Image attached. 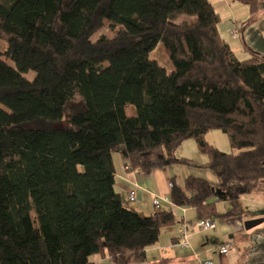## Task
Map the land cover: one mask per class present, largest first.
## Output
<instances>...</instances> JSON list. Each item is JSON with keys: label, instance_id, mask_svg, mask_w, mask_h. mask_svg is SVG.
<instances>
[{"label": "trees", "instance_id": "obj_1", "mask_svg": "<svg viewBox=\"0 0 264 264\" xmlns=\"http://www.w3.org/2000/svg\"><path fill=\"white\" fill-rule=\"evenodd\" d=\"M220 22L209 0H0V264L145 263L177 217L124 207L121 147L150 173L190 166L176 153L193 140L220 185L191 175L173 204L197 221L240 216L264 181V57L239 59ZM159 45L172 73L150 59ZM213 130L235 152L211 144Z\"/></svg>", "mask_w": 264, "mask_h": 264}, {"label": "crops", "instance_id": "obj_2", "mask_svg": "<svg viewBox=\"0 0 264 264\" xmlns=\"http://www.w3.org/2000/svg\"><path fill=\"white\" fill-rule=\"evenodd\" d=\"M209 1L221 17V22L219 24L221 35L223 36V33L229 34V38L233 41L242 39L245 46L241 48V53L246 56L241 59L249 58L251 55L249 56L247 51L250 47L246 45L248 38L244 36V31L241 26V21L250 15L249 7L248 13L244 9L231 6L232 2L236 0ZM228 4H230V8L233 9L234 13H231L230 18L227 19L230 20L228 25L224 26L223 21L225 18L222 13V8L225 7L224 5ZM234 27H237L239 30L238 36L230 33V29ZM229 38H225V40L231 45L237 57L240 58L237 50H239L241 46H233ZM250 51L253 52V49L251 48ZM253 55L264 57L260 51L253 52ZM176 156L178 158L191 159L193 163L190 166L174 165L163 167L159 162H155L150 173H141L127 167L128 159L124 147L119 148L113 153V162L116 171L115 188L121 195L124 207L142 216H150L158 212L153 204V198L158 196L162 198L161 210L172 209L177 217V222L175 224L162 229L159 242L155 246L147 249V260L143 264H204L207 260H211L213 264H236L238 257L243 255L241 253L246 251L244 245L250 243L251 246L252 243L250 238H247V240H244V238L242 239L246 231L244 223L255 219L252 217L245 219L242 212L238 218L231 220L217 221L213 219L217 224L215 230L193 233L189 237L188 246H182L180 244L181 236L179 230L181 226L187 224L190 229H194L198 221L195 209L191 207H177L173 204L171 199L172 187L170 183H177L184 189L186 179L192 175L208 181L217 189L220 185V180L213 172L202 167L205 158L198 153L194 141H187L181 149L177 151ZM134 186L138 187L137 199L131 200L129 198V193ZM217 198L219 199V197H216V199ZM243 200L248 201L249 198L245 197ZM224 203L229 204L228 201L223 200L218 203V206ZM227 244L231 245L229 253L227 255H221L218 250ZM238 246L242 249L244 248L242 252L238 253ZM250 248L251 247L247 250H250ZM93 262L95 264H113L109 259H103L100 256ZM242 262L243 264L246 262L245 257H243Z\"/></svg>", "mask_w": 264, "mask_h": 264}, {"label": "rangeland", "instance_id": "obj_3", "mask_svg": "<svg viewBox=\"0 0 264 264\" xmlns=\"http://www.w3.org/2000/svg\"><path fill=\"white\" fill-rule=\"evenodd\" d=\"M232 2V1H231ZM230 2V3H231ZM225 7L222 8V13L225 18L223 21L224 26L228 25L230 20H227L230 18L231 13H234L233 9L230 8V4L224 5ZM231 6H235L240 9L246 10L248 13V6L240 3V2H232ZM185 17H181L180 21H183ZM241 26L244 31V36H247L248 40L246 42V45H248L249 50L247 48V54L250 56H253V52L260 51L261 54L264 56V0H261L259 11L254 14L247 16L241 21ZM237 28V27H234ZM238 29V28H237ZM103 33H109L108 30L105 28L100 31V34ZM99 34V35H100ZM96 35L92 38V40H96V38L99 36ZM223 36L225 38H229V34L223 33ZM230 43H232L235 47H240L239 50H237L238 55L240 56L239 59L242 57H245L246 55H242L241 48L245 46L243 40H231L229 38ZM253 49V52L250 51V49ZM5 49V44L3 41L0 40V50ZM3 59L12 67H16L15 63L7 58L3 57ZM150 59L155 60L158 62V64L165 68L168 73H172L173 66L171 62L170 55L167 51V49L164 48L163 45H159L155 52L150 54ZM24 77H26L29 80H33L36 77L35 71H29L26 73H23ZM0 107L5 110L6 112H9L8 108L5 107L3 104L0 103ZM207 140L221 149L224 152H235L232 150L230 146L229 139L226 134L219 130H213L207 135ZM193 141V140H192ZM180 150V149H179ZM178 150V151H179ZM220 192L217 193V196L220 197ZM246 197L249 198V200H243L241 202V212L243 214V217L246 218H255V219H264V181L260 184V190L254 191L251 194L247 195ZM219 209L221 211H226L229 209V204L224 203L220 204ZM219 220V219H214ZM244 240L247 238H250L252 243L250 246L249 244H245L244 247L246 248V251L242 252V249L240 246H238V253L242 252V256L238 257L236 264H243L242 259L245 257L246 262L244 264H264V223L260 224L259 226L251 229L246 230L242 236V239ZM249 240V239H248ZM215 244V242H214ZM243 246V245H242ZM249 247L250 250H247ZM98 258V255H92L90 257V260L93 262ZM242 258V259H241Z\"/></svg>", "mask_w": 264, "mask_h": 264}, {"label": "built area", "instance_id": "obj_4", "mask_svg": "<svg viewBox=\"0 0 264 264\" xmlns=\"http://www.w3.org/2000/svg\"><path fill=\"white\" fill-rule=\"evenodd\" d=\"M230 33L233 35H239V30L237 28H232L230 29ZM170 186L172 187L173 184L170 183ZM138 187L134 186L130 193H129V198L131 200H136L137 199V194H138ZM153 204L156 207V209L159 211L161 210V204H162V198L161 197H154L153 198ZM217 228V224L213 219H205L198 221L197 224L195 225L194 229H190L187 224H183L179 230L180 236H181V245L182 246H188L189 245V237L193 233H199V232H206L209 230H215ZM231 249V245L227 244L223 247H221L218 252L221 255H227ZM204 264H213L211 260H207L204 262Z\"/></svg>", "mask_w": 264, "mask_h": 264}, {"label": "water", "instance_id": "obj_5", "mask_svg": "<svg viewBox=\"0 0 264 264\" xmlns=\"http://www.w3.org/2000/svg\"><path fill=\"white\" fill-rule=\"evenodd\" d=\"M262 223H264V219H253V220L246 221L244 223L245 230H251V229L259 226Z\"/></svg>", "mask_w": 264, "mask_h": 264}]
</instances>
